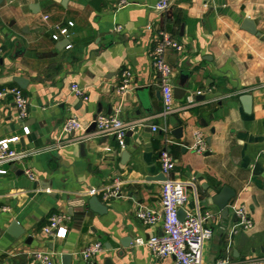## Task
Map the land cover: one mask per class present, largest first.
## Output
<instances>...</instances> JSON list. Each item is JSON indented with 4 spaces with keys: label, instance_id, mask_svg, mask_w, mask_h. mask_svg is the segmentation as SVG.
<instances>
[{
    "label": "crops",
    "instance_id": "1",
    "mask_svg": "<svg viewBox=\"0 0 264 264\" xmlns=\"http://www.w3.org/2000/svg\"><path fill=\"white\" fill-rule=\"evenodd\" d=\"M157 1H0V88L18 86L13 78L24 77L29 100L25 119L11 97L0 100V139L17 136L12 148L34 151L4 165L0 175V264H38V251L54 264L66 253L71 264H85L80 252L93 242L102 243L94 264H178L172 255L156 257L136 244L160 231V222L144 224L135 213L140 206L161 213L164 148L175 159L170 176L195 183L197 198L188 187L183 211L197 205L212 214L202 264L264 257V176L247 166L249 155L264 146V0H172L165 12L154 9ZM243 18L254 21L258 35L241 28ZM68 21L69 34L53 40L54 26ZM160 28L183 46L165 54L174 97L167 133L151 128L164 121L150 55ZM126 68L132 75L122 88ZM74 84L87 99L74 93ZM176 87L186 88L182 97H175ZM99 114L128 123L123 145L87 130ZM68 117L85 128L63 132ZM197 131L203 152L192 148ZM223 186L235 191L230 202L246 206L251 228L231 232L235 215L211 201ZM91 195L106 212L80 218L81 201ZM54 212L70 216L64 237L41 230ZM13 219L24 228L18 237L5 231Z\"/></svg>",
    "mask_w": 264,
    "mask_h": 264
},
{
    "label": "built area",
    "instance_id": "2",
    "mask_svg": "<svg viewBox=\"0 0 264 264\" xmlns=\"http://www.w3.org/2000/svg\"><path fill=\"white\" fill-rule=\"evenodd\" d=\"M172 0H158L154 5V9L165 12L168 10ZM47 15L43 18L47 19ZM73 26L72 21L54 26V32L51 33L53 40H59L62 36L69 34L70 27ZM66 47H70L69 44ZM182 44L169 33L165 28H160L156 33V41L152 46L150 55L152 66L158 75V85L162 99V110L160 116L163 117L162 127L152 125L153 131L161 129L164 133L168 131L166 122L167 116L173 111V83L172 68L165 59L168 50L174 49L180 51ZM131 71L126 68L121 71V87L126 88L131 78ZM74 93L87 99L85 92L78 87L72 85ZM11 97L17 109L18 117L25 119L28 114V97L19 86L0 88V100ZM95 132L99 135H112L123 145L126 130L129 125L126 121L120 119L117 115L99 114L94 119ZM85 126L75 117L66 118L61 125L63 132L72 133L73 131L84 129ZM27 132L26 126H24ZM18 137L0 139V175L7 172L4 165L18 162L28 158L33 154L30 149H14L10 146L11 142L17 141ZM169 142V138H165V143ZM192 148L197 152L205 151V143L201 133L196 132V139ZM159 167L164 175L161 184V213L158 215L152 209L140 206L136 210V217L144 224H155L160 222V231L149 236L147 239L138 238L136 244L145 245L150 252L156 257H164L172 255L178 264H202L203 248L206 241L212 236L213 229L207 224L212 214L208 211L202 213L198 206L191 210H184L183 219H179L178 210L188 200V187L194 190L195 199V183L190 180L173 178L170 176L175 165V159L167 149H162L159 154ZM25 173L30 179H34L33 173L26 169ZM117 189V188H116ZM116 191V190H115ZM113 191L110 194H115ZM228 208L236 217L231 232L238 230H246L252 227V220L246 206L243 203L233 201L228 204ZM70 216L65 212H54L48 217V221L43 225L41 230L49 237H64L67 233V222ZM102 250L101 242H93L86 245L80 252L85 264H94V256ZM38 264H54L50 254L38 251L34 257ZM215 264H264V257H251L243 259L239 262H232L229 259H219Z\"/></svg>",
    "mask_w": 264,
    "mask_h": 264
},
{
    "label": "water",
    "instance_id": "3",
    "mask_svg": "<svg viewBox=\"0 0 264 264\" xmlns=\"http://www.w3.org/2000/svg\"><path fill=\"white\" fill-rule=\"evenodd\" d=\"M1 1V0H0ZM241 28L246 30L249 33L258 35L259 32L256 31V26L253 20L249 18H243L240 22ZM13 81L22 89H25L28 84V80L24 77H14ZM182 86V85H181ZM186 92L185 87H176L174 88L175 97H182ZM249 98V95H246ZM62 107V103L60 104ZM95 129V122H91L88 126L87 130ZM176 133V137H181V128L177 127L174 131ZM183 148H186L183 146ZM57 151L54 149L51 153L55 154ZM264 146L261 148L259 152H253L249 155V162L247 166L252 170V174L254 175H263L264 176ZM161 178L164 180V175L161 173ZM235 196V191L228 186H223L216 193L211 194V201L214 205H216L223 214L228 213V204L230 200ZM82 211L79 213L80 218H84L87 214L98 213L102 214L106 212V206L99 200L97 195H91L88 199L81 201ZM71 213V211H69ZM179 219H183L184 211L182 208L178 210ZM7 234H10L12 237H18L24 232V228L20 225V223L13 219L8 224L5 229ZM244 236V235H243ZM62 264H71V255L66 253L61 255Z\"/></svg>",
    "mask_w": 264,
    "mask_h": 264
}]
</instances>
